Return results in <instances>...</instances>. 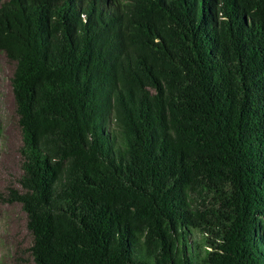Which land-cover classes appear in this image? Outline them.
Instances as JSON below:
<instances>
[{
  "label": "trees",
  "instance_id": "trees-1",
  "mask_svg": "<svg viewBox=\"0 0 264 264\" xmlns=\"http://www.w3.org/2000/svg\"><path fill=\"white\" fill-rule=\"evenodd\" d=\"M31 262L264 264V0H0Z\"/></svg>",
  "mask_w": 264,
  "mask_h": 264
},
{
  "label": "rangeland",
  "instance_id": "rangeland-1",
  "mask_svg": "<svg viewBox=\"0 0 264 264\" xmlns=\"http://www.w3.org/2000/svg\"><path fill=\"white\" fill-rule=\"evenodd\" d=\"M14 63L0 53V191L21 190V132L10 77ZM31 235L19 203H0V264L31 262Z\"/></svg>",
  "mask_w": 264,
  "mask_h": 264
}]
</instances>
